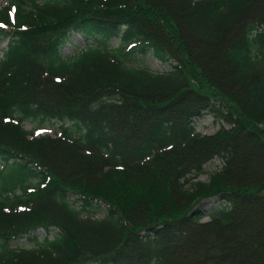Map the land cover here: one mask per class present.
<instances>
[{
  "label": "trees",
  "instance_id": "trees-1",
  "mask_svg": "<svg viewBox=\"0 0 264 264\" xmlns=\"http://www.w3.org/2000/svg\"><path fill=\"white\" fill-rule=\"evenodd\" d=\"M263 3L8 0L0 264H264V166L233 172L230 151H264ZM74 35L85 46L66 57ZM205 115L214 135L195 130ZM256 203L258 229L239 231Z\"/></svg>",
  "mask_w": 264,
  "mask_h": 264
},
{
  "label": "rangeland",
  "instance_id": "rangeland-1",
  "mask_svg": "<svg viewBox=\"0 0 264 264\" xmlns=\"http://www.w3.org/2000/svg\"><path fill=\"white\" fill-rule=\"evenodd\" d=\"M261 1L264 2V0H261ZM7 3H8V0H0V10L5 8L7 6ZM72 41L73 43L67 44L64 49V55L66 57H72L76 55L77 53L80 52V49L85 46L83 38L78 35H74L72 38ZM111 45L114 48L117 47L118 41L117 40L112 41ZM3 48H5V44H0V57H1ZM144 65L149 70L155 73H165L169 70V64H165V65L159 64L152 58L147 59V61L144 62ZM140 66H143V65H140ZM51 124L45 123L43 124L44 126L42 127L33 128V125L31 123L25 122L23 126H24V129L27 131L32 130L33 135L34 134L36 136L49 135L51 137H55L59 130L58 129L59 125L55 123H51ZM221 126L222 124L215 122L212 116L210 115H205L204 117H202L201 119L195 122L196 132L202 135H206V136L214 135L220 130ZM245 146H248V144H244L243 149L245 148ZM243 149H242V145H240L239 147L235 149H230L231 155L233 157L232 167H231L233 172H237L239 170L242 171L243 169L263 168L264 166V151L263 150L256 148V150L251 151L250 153L244 152L245 154H243L242 152L244 151ZM224 166H225V160L222 157H219V156L213 157L209 162H207L204 165L205 172L202 173L198 177L197 180L200 182H207L209 174H211L212 172L221 170ZM216 202L217 200H211L209 202H206L201 208L205 211H208L209 209H214L215 208L214 206H217ZM256 207H260V208L257 211H254ZM262 208H263L262 204L256 203L255 205H253V208L250 209V211L246 209L243 213H241L242 217L244 216L242 218L243 223L246 222L245 224H248V227H245L239 231L248 229L250 231L253 230L255 232L259 226L257 224L260 223L258 222V218L260 216V210H262ZM103 215L104 213H99L96 217L100 218ZM82 217H84V215ZM208 220H209L208 217H204L202 219L203 222H206ZM38 236H39V241H41L44 236V232L42 230H38ZM51 237L52 236L49 235V239H51ZM12 247L13 248H32L33 245L27 242V240L23 239V240L14 242Z\"/></svg>",
  "mask_w": 264,
  "mask_h": 264
}]
</instances>
